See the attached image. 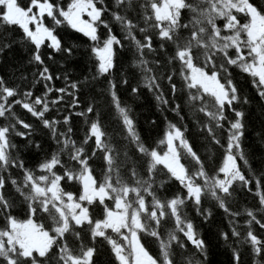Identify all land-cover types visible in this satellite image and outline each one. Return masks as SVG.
<instances>
[{
	"label": "snow or ice",
	"instance_id": "snow-or-ice-1",
	"mask_svg": "<svg viewBox=\"0 0 264 264\" xmlns=\"http://www.w3.org/2000/svg\"><path fill=\"white\" fill-rule=\"evenodd\" d=\"M145 91L154 140L119 95ZM0 225V264H211L205 225L264 264V0H0Z\"/></svg>",
	"mask_w": 264,
	"mask_h": 264
},
{
	"label": "trees",
	"instance_id": "trees-1",
	"mask_svg": "<svg viewBox=\"0 0 264 264\" xmlns=\"http://www.w3.org/2000/svg\"><path fill=\"white\" fill-rule=\"evenodd\" d=\"M67 2H68V0H60V3L62 5H65ZM114 31L116 32L117 35L120 34L119 27H116L114 29ZM78 59H80V58H78ZM120 59L124 62H127L131 59V54L129 52H125L121 55ZM48 63L51 64L50 71H52L55 74L58 72V70H60V64L62 62H58V63L48 62ZM90 64H91L90 61L80 60L79 67L69 69V72H70V74H73V75H79V72L81 70L87 72V66ZM126 70H128L127 64H126ZM33 71H34V69H33ZM93 71H94V68H93ZM26 74L31 76L30 72H26ZM17 75H19V73H17ZM137 78H138V74H137ZM52 83L55 86L59 87V86H62L63 81L62 80L57 81L54 79ZM37 87H39V85H37ZM119 95L121 97L122 103H125L129 107L132 108L133 114L135 115V117L138 121L137 129L140 132L142 137L146 136V137H150L152 140H154L158 136L163 135V130L166 127V121L164 120V117L168 116L169 119H171L172 114L166 110L161 112L159 106L154 101L151 94H149L145 91V94L142 95L139 99L130 98L126 92H121V93H119ZM165 98L171 99V97L168 95H166ZM100 103L102 104L101 112H102V123L104 124V128H105L106 132L113 138L114 142L119 141L120 137L117 135V133L119 132L118 113H116L114 111V109L107 106V104L105 102V98L101 97ZM251 120H252V125L250 126L248 139H247L246 143L248 144L249 149L252 153L250 163L254 167H259L261 148H260V145L256 142L255 137L253 135V131H252L253 127L259 128V120H258L257 113L255 111V106H253V109H252ZM149 121H155V124H150V123H148ZM184 123L187 124L188 121H184ZM82 128H83V125H82ZM82 134H83V132H81V135ZM42 138L46 139V137H42ZM22 151H24V158L26 159V161L28 163H31L32 161H34L35 156H33L32 154L28 153L27 151H25L23 149H22ZM254 204H256V201L254 199H252L251 195H248V196L243 197V198H236V202L232 206H233V208H236V207L243 208V207H251ZM206 206H208V205H206ZM214 215L216 217V220H215L216 223H219L222 221V219H223L222 218V210L215 208L214 209ZM237 221H238V223H242V218L238 217ZM223 223L226 224L227 220L223 219ZM0 226H2V225H0ZM201 231L205 233L206 238L209 239L213 244L212 253L209 256V260H210L211 264H226L227 254H226L225 247L220 245V244H217L214 235L212 234V232L209 231L208 225H205L201 229ZM242 251H243V249H242Z\"/></svg>",
	"mask_w": 264,
	"mask_h": 264
},
{
	"label": "rangeland",
	"instance_id": "rangeland-1",
	"mask_svg": "<svg viewBox=\"0 0 264 264\" xmlns=\"http://www.w3.org/2000/svg\"><path fill=\"white\" fill-rule=\"evenodd\" d=\"M83 19H86L87 17L86 16H84V17H82Z\"/></svg>",
	"mask_w": 264,
	"mask_h": 264
}]
</instances>
